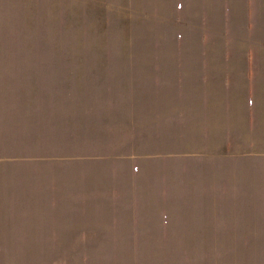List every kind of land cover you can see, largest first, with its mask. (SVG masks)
<instances>
[{
	"label": "rangeland",
	"instance_id": "rangeland-1",
	"mask_svg": "<svg viewBox=\"0 0 264 264\" xmlns=\"http://www.w3.org/2000/svg\"><path fill=\"white\" fill-rule=\"evenodd\" d=\"M196 2L0 0V212L30 210V264H264V60L244 91L255 102L252 141L224 146L223 158L205 159L209 169L182 153L198 141L196 116L186 114L184 140L156 124L154 63L199 35L207 17ZM259 2L223 17L241 21L250 55H264ZM202 37L198 46L216 51ZM177 165H192L178 174L196 185L202 168L206 179L234 171L226 192L215 179L161 192ZM206 194L219 203H159ZM191 214L198 220L174 221L193 227L183 233L154 229L161 215Z\"/></svg>",
	"mask_w": 264,
	"mask_h": 264
},
{
	"label": "crops",
	"instance_id": "crops-1",
	"mask_svg": "<svg viewBox=\"0 0 264 264\" xmlns=\"http://www.w3.org/2000/svg\"><path fill=\"white\" fill-rule=\"evenodd\" d=\"M196 5L201 6V16L203 18L207 17L206 22L204 20V24L201 26L199 35L196 38L189 35L185 44L177 46V51L161 53L160 58L156 59L154 63L155 71L159 73V75H156L154 85V108L157 115L156 124L165 125L167 129L171 128L176 134L183 133L182 140H184V132H180V127H183L186 132V114L190 113L196 116L198 141L188 142L186 150H183L182 153L189 157L194 165L197 161H200L203 168L209 169V163L205 162V159L223 158L226 154L225 152L221 153L224 146H230L239 137L244 144L252 141V134L256 131L254 128L256 118L250 112V109L255 106V102L247 101L244 91L248 89L250 91L248 76L259 73V59L264 60V55H260L258 52H251V55L250 52L245 53V43L247 42L237 32L241 21L237 19L225 20L223 18L228 13V9L231 18L241 16L242 11L246 10V0H197ZM260 8H264V0H260L257 11ZM185 24H187L189 32L194 27L189 23ZM165 26L168 29L166 22ZM204 30L207 31L208 40L213 42L211 45L217 46L215 49L218 52L204 50L198 46L204 43V37H202ZM237 48L242 51H237ZM219 52L222 54H218ZM226 53H232L233 55L228 56ZM250 56L255 61V65L254 63L250 64ZM193 80L196 81L195 92L190 94L193 88ZM228 95L230 100L226 99ZM234 146H236V143H234ZM177 154H179L177 151H166L164 153L167 156ZM188 166L177 165L171 167L168 179L159 183L158 187H161V192L168 193L169 189L172 191L176 187L183 189L205 188L209 186L205 182L207 183V180L212 182V179L218 181L216 185L212 186L213 188L218 190L219 193L223 190L226 192L228 172L234 171V168H228L229 165L222 169L217 167L212 170L214 175L211 173L206 179L202 168V176L199 179L203 183L196 185L194 181L179 179L178 171L184 172L183 170H185L189 172ZM193 169L198 170L194 167ZM224 169L225 171L220 177ZM157 171L163 172V170ZM181 192L183 191L180 190L179 193ZM180 197L185 198V196ZM197 198L192 195L190 200L179 199L171 202L161 200L159 203H219L211 199V194L204 195L203 200L196 201ZM27 200L26 203H30V197ZM198 218L195 214L179 219L169 217V215H161V225H155L154 229L162 231L164 234L177 235L193 227L174 223V221L188 220L193 222ZM76 219L74 217L73 224L77 223ZM209 219H211L210 216H203L204 221ZM151 220H154L153 217ZM163 221L170 222L163 223ZM67 224L65 223V226ZM149 226L142 224L143 228H147L148 232H151ZM48 235L46 251L51 250L52 236ZM0 264H30V210H27L26 214H20L18 211L12 212L11 210L0 212Z\"/></svg>",
	"mask_w": 264,
	"mask_h": 264
}]
</instances>
